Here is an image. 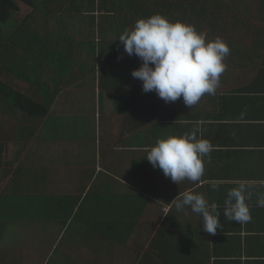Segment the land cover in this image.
I'll return each mask as SVG.
<instances>
[{
	"label": "crops",
	"instance_id": "crops-1",
	"mask_svg": "<svg viewBox=\"0 0 264 264\" xmlns=\"http://www.w3.org/2000/svg\"><path fill=\"white\" fill-rule=\"evenodd\" d=\"M37 1L25 23L26 57L16 51L0 63L34 65L37 87L16 78L9 87L52 103L47 117L30 118L0 95V201L11 204L0 205V264H48L56 250L55 264H264V0H199L201 24L186 9V24L230 49L215 94L192 109L182 97L166 103L145 93L132 77L142 61L118 38L135 13L79 10L92 0ZM53 53L72 70L64 78L47 64ZM124 57L133 59L126 78L100 85L105 68ZM196 129L212 144L199 181L176 184L145 158L158 138ZM240 183L247 223L223 215L227 191ZM94 189L112 204L84 206ZM184 192L217 203L214 235L190 209L176 210L172 201Z\"/></svg>",
	"mask_w": 264,
	"mask_h": 264
},
{
	"label": "clouds",
	"instance_id": "clouds-1",
	"mask_svg": "<svg viewBox=\"0 0 264 264\" xmlns=\"http://www.w3.org/2000/svg\"><path fill=\"white\" fill-rule=\"evenodd\" d=\"M118 40L127 55H136L142 61L131 75L142 81L145 93L154 91L166 103L182 97L190 109L205 94H215L226 70L223 61L230 54L228 45L221 38L207 40L193 25L171 22L160 14L137 20ZM198 131L158 138L145 158L176 184L186 179L199 181L204 173V157L212 151V144L206 139H198ZM212 187L216 190L218 185ZM246 199L244 183L229 189L223 210L225 219L250 222L252 217ZM172 202L177 211L190 209L199 215L205 232L214 235L221 228L217 203H209L202 194L184 192ZM257 203L264 207V198Z\"/></svg>",
	"mask_w": 264,
	"mask_h": 264
},
{
	"label": "trees",
	"instance_id": "trees-1",
	"mask_svg": "<svg viewBox=\"0 0 264 264\" xmlns=\"http://www.w3.org/2000/svg\"><path fill=\"white\" fill-rule=\"evenodd\" d=\"M129 2L130 3L126 4V0H113L112 4H108L104 1H100L99 4H96V1L92 0L87 5H80L79 10L86 13L132 12L138 17L135 19L131 18L127 21L125 20V24L132 23V25H134L137 20L141 18H148L154 14H160L164 17H167L171 22L181 21L185 23L186 9L188 8L190 10L195 9L196 24H201L203 22V10L201 7L198 10L199 0H177L176 4H171L170 0H146L142 2L138 0H129ZM38 6L39 4L37 0H0V62H6L10 58H14L12 53L16 51L20 52L22 56L26 57L28 40L25 38V23L28 16L34 13ZM10 22L16 25V28H14L13 31L11 30L10 25H8ZM29 44L32 46L31 43ZM119 53L120 52H115V54L113 53L114 57H117ZM47 58L49 59V62H47L48 66H55L52 69L55 73L60 74V78H64L66 74L72 71L70 68H68L67 64L63 63L62 65V63H60L63 61V59L60 57V53L47 55L46 59ZM5 59L7 60L5 61ZM132 60V58L126 59V57H124L121 64L115 63L111 64V66H107V68H105L106 70L104 71V74H102V81H100V85L104 87V84L110 81L108 79H113L117 82L119 81V77L126 78V73L128 74V72L131 70L128 68V64ZM60 64L65 67H58ZM9 65V63H4V65L1 66L0 63V71H2L1 69H4L6 72L5 80L3 79V81H0V95L7 99L15 109L20 111V113L25 114L30 118L47 117L50 113V104L52 103L51 101L48 102V104L42 103V101L38 100L37 95L33 98L19 90L9 87L10 83L8 82L13 78L26 83L31 82L34 87H37L38 82L35 80L32 73L29 74V71L35 73V69H33L34 65L29 64L25 68H14ZM77 71L85 72L86 70L79 69ZM15 203L16 202L13 204ZM0 205L3 206L11 204L5 199H2L0 201ZM1 216L7 215L4 214ZM55 263L52 257L48 261V264Z\"/></svg>",
	"mask_w": 264,
	"mask_h": 264
},
{
	"label": "rangeland",
	"instance_id": "rangeland-1",
	"mask_svg": "<svg viewBox=\"0 0 264 264\" xmlns=\"http://www.w3.org/2000/svg\"><path fill=\"white\" fill-rule=\"evenodd\" d=\"M8 104H10V102L8 101L7 102ZM9 121V120H7ZM96 189V188H95ZM95 189L92 191V193L89 195L88 199L86 201H84V206L86 207H89V206H92V205H95V206H101V205H108V204H112L110 201L111 198H106V199H96L94 198L95 197ZM115 201H118L116 202L115 204H121V201L123 200H119V199H115ZM124 202V201H123ZM78 224V223H76ZM4 225V224H3ZM2 225V226H3ZM8 229H11V230H8L10 232H14V230L12 229L13 227L11 226H7ZM77 227H80L79 230H76V231H81L82 235L84 236L86 234V231H88V229H86V227L84 226H79V224L77 225ZM7 231V230H6ZM73 235V229H70L69 232H68V235H64L63 236H72ZM62 236V237H63ZM56 239V238H55ZM58 255H59V251L56 250V252L53 254V259H54V263L58 260Z\"/></svg>",
	"mask_w": 264,
	"mask_h": 264
}]
</instances>
